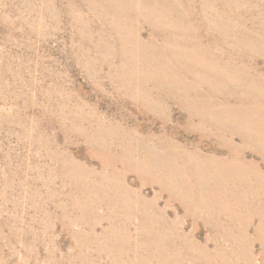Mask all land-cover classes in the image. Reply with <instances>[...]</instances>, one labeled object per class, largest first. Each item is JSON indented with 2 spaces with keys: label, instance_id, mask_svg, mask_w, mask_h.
I'll list each match as a JSON object with an SVG mask.
<instances>
[{
  "label": "rangeland",
  "instance_id": "rangeland-1",
  "mask_svg": "<svg viewBox=\"0 0 264 264\" xmlns=\"http://www.w3.org/2000/svg\"><path fill=\"white\" fill-rule=\"evenodd\" d=\"M157 1L0 0V264H264V0Z\"/></svg>",
  "mask_w": 264,
  "mask_h": 264
},
{
  "label": "bare ground",
  "instance_id": "bare-ground-1",
  "mask_svg": "<svg viewBox=\"0 0 264 264\" xmlns=\"http://www.w3.org/2000/svg\"><path fill=\"white\" fill-rule=\"evenodd\" d=\"M99 2H100V0H98ZM157 1V0H156ZM123 2V1H122ZM129 2V1H128ZM156 3H158V1L156 2ZM131 4V3H130ZM107 5V4H106ZM113 5V4H112ZM125 6H126V4H124ZM128 5V4H127ZM148 5H151V3L149 4L148 3ZM153 5V4H152ZM147 6V5H146ZM156 6V5H155ZM158 6V5H157ZM151 8V7H150ZM155 9V7L153 8V10ZM158 9V8H157ZM157 9L156 10H154V11H152V10H150L151 11V13L150 14H153V15H155L156 17H155V21H158V20H162L163 18H162V16L160 15V13L158 12L159 11V9H158V11H157ZM161 9V11L162 12H168L170 15H173L174 16V11H175V9H174V7H172V9H171V11L169 12V11H165V10H163L162 8H160ZM128 11V10H127ZM149 13H146V15H148ZM130 15H132V14H130ZM192 16H193V12H191L190 13V16L189 17H191L192 18ZM100 18L102 19V22L103 23H105V24H108V25H110V26H115V23H117L116 24V26H119V20L116 18H113V19H111V18H107V16H105V15H100ZM173 22H178V21H173ZM148 25H149V30L151 29V27H150V23H148ZM115 26V27H116ZM240 28V27H239ZM149 34V37H150V35H152V33H148ZM240 34V36H242L241 35V33H239ZM151 38V37H150ZM149 38V39H150ZM211 43V42H210ZM249 43H251V42H249ZM248 47H251V48H253V45H250L249 44V46ZM204 51V50H203ZM164 52H166V50H164V51H161V53H164ZM169 54H170V56H175V57H177V56H179L181 53H177V52H175V51H171V52H169ZM203 56H204V52H203ZM179 59H182L181 57L179 58ZM225 64V66L224 67H222L220 70H219V72L224 76V75H226L227 73H229V72H231L232 71V76L234 75V68H232L231 67V65L227 62V61H223ZM254 62V61H253ZM204 66V65H203ZM210 70H215V69H212V68H209ZM237 70H239V69H237ZM256 72V70L254 71V73ZM245 73V72H244ZM246 74V73H245ZM258 74V73H257ZM258 76V78H261V76L260 75H257ZM255 77V76H254ZM245 78H246V75H245ZM253 80H255V79H253ZM245 83L246 84H241V86L243 87V86H245V87H247V88H249L248 87V85H247V82L245 81ZM261 82H260V80L256 83V81H251L250 82V84H256V85H259ZM238 86H239V84H237ZM237 86V87H238ZM262 153V152H261ZM261 172V171H260ZM251 174V173H250ZM250 174H248L247 176H250ZM263 175V176H262ZM257 176L261 179V180H263L264 179V174H261V173H259V172H257ZM254 182V181H253ZM257 181H255V183H256Z\"/></svg>",
  "mask_w": 264,
  "mask_h": 264
}]
</instances>
